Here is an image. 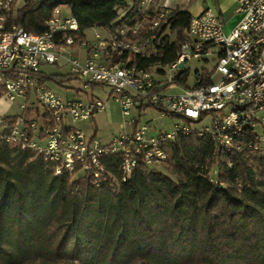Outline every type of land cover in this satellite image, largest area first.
Masks as SVG:
<instances>
[{"label": "trees", "instance_id": "1", "mask_svg": "<svg viewBox=\"0 0 264 264\" xmlns=\"http://www.w3.org/2000/svg\"><path fill=\"white\" fill-rule=\"evenodd\" d=\"M141 2L23 0L6 30L42 35L53 12L66 7L77 24L65 33L74 47L91 29L117 34L121 52L109 54L110 64L162 74L187 40L192 15L168 10L166 23L152 27L160 8L142 10ZM188 76L183 71L174 81L185 85ZM75 80L41 74L42 83L57 87ZM146 109L160 110L148 103L139 114ZM28 115L55 125L48 112ZM0 118V264H264V154L248 146L222 153L210 134L192 131L168 143L165 162L151 168L139 162L125 180L119 157L101 156L95 178L79 164L69 172L6 142L21 116ZM236 138L247 145L255 134L245 127Z\"/></svg>", "mask_w": 264, "mask_h": 264}, {"label": "built area", "instance_id": "2", "mask_svg": "<svg viewBox=\"0 0 264 264\" xmlns=\"http://www.w3.org/2000/svg\"><path fill=\"white\" fill-rule=\"evenodd\" d=\"M152 2L142 0L141 9H147ZM235 3L238 21L229 30L224 18L209 6L192 16L187 40L180 45L176 60L159 68L163 73L155 78L149 71L108 62L111 52H121L117 34L105 33L104 42L95 33L93 42L85 40L74 47L73 39L65 33L77 31V24L71 16H63L60 8L53 12L47 22L48 30L42 35L16 27L7 31V18L17 11L16 0H0V88L4 90L0 100H20L22 110L21 119L10 130L6 142L42 153L45 159L69 172L79 164L81 173L92 170L95 178L102 170L99 158L117 155L122 180L131 175L139 162L150 168L165 162L168 143L192 131L199 136L210 134L222 153L240 152L248 146L264 154V0ZM167 14L168 10L160 8L152 27L165 24ZM136 31L137 28L133 30ZM127 32L123 29L119 35ZM191 60L212 66L210 70L204 67L196 71L191 85L187 81L185 85L176 83L178 74L189 71L185 65ZM48 67L67 69L65 74L82 83L90 94L79 93L85 95L83 100L73 93L68 97L59 89L69 92L70 86L54 89L48 82L42 83L41 74L47 75L44 69ZM93 84L97 86L92 88ZM106 88L107 99L96 95L95 90L105 95ZM170 89H178V93H169ZM112 96L125 117H130L133 106L153 103L160 110L151 109L157 114L151 123H136L131 133L119 134L106 143L82 134L75 123L88 121L103 111ZM31 102L37 105L32 111L37 110L39 115L49 113L53 127L29 119L26 105ZM164 117L172 119L168 130L153 124ZM207 119V125L201 127ZM245 127L255 134V141L247 145L236 138Z\"/></svg>", "mask_w": 264, "mask_h": 264}, {"label": "rangeland", "instance_id": "3", "mask_svg": "<svg viewBox=\"0 0 264 264\" xmlns=\"http://www.w3.org/2000/svg\"><path fill=\"white\" fill-rule=\"evenodd\" d=\"M231 5H236L235 0H223L220 3H217L216 0H209V2L204 3V1L202 2L201 0H197V4L193 3L194 9H198L200 6L202 7V9L206 8V7H211L215 12L219 13L220 12H224L229 6ZM61 10V8H60ZM61 14L63 16H65V10H61ZM118 15L121 17L123 15V12L119 11ZM224 20L226 21L225 17L220 14ZM227 22V21H226ZM227 24V23H226ZM229 26V24H228ZM98 33L100 35V39L102 41H106V35L105 32L99 29H96L94 34ZM89 35L86 36V41H88L89 43L94 41V34L93 31H90L88 33ZM91 34H93V36H91ZM99 42V41H98ZM212 65L206 67V65L204 63L195 61V60H191L189 61L185 67L189 69V76H188V84L191 85L192 83H194V73L196 71H200L202 68L206 67L208 70H210ZM207 70V71H208ZM47 74H60V75H64L67 72V69H63V68H57V67H48L45 69ZM157 68H153L151 69L149 72L151 74H153V77L156 78V75L158 74L157 72ZM217 79V76L214 77V80ZM48 86L51 88L56 89V85L49 83L48 82ZM68 87V86H67ZM71 91L69 92H64L63 89H59V91H61L62 93L66 94V96L71 97L72 93L76 94V96L79 99H84L85 95L79 94V93H84V94H90V91H86L83 89V85L80 82H74L70 85ZM104 94L106 99L108 98L109 95V89H104ZM169 93H173L176 94L178 93V89H170V91H168ZM20 100H16L13 102H8L4 99L0 100V114H6L8 116H14V115H19L21 116V112L22 110L20 109ZM32 104H27V110H32V108H36L37 105L33 102H31ZM157 114H155L151 109H146L144 111H142L140 114L138 112V107L137 106H133V109L131 110V115L130 117H125L122 115L121 110H120V106L118 103H116L115 101V96H112L108 99V102L105 105V108L103 111L99 112L96 117L94 118V122H92L91 119H89L88 121H78L77 123H75V127L85 136H89L91 134H93L94 128L96 126L97 129V135L95 137H97L99 139V141L106 143L108 141H110L113 137L119 135V134H128L131 133L133 128H134V123L136 121V119H138V122H150L152 120V118H154ZM29 119L30 116H28ZM152 122V121H151ZM150 122V123H151ZM208 123V119L205 120L200 126L204 127L206 126ZM154 126L156 127H161L164 130H168L171 128L172 126V119H168L166 117L162 118L160 121H154L153 122ZM95 125V126H94ZM162 170V169H161Z\"/></svg>", "mask_w": 264, "mask_h": 264}, {"label": "crops", "instance_id": "4", "mask_svg": "<svg viewBox=\"0 0 264 264\" xmlns=\"http://www.w3.org/2000/svg\"><path fill=\"white\" fill-rule=\"evenodd\" d=\"M201 1L202 2L204 1V3H206V5L209 2V0H201ZM216 1H217V3H220L223 0H216ZM152 3L156 7L165 8L166 10H173V9L177 8L179 10L186 11V12L190 13L192 16H196L203 11L201 6L198 9L193 10L195 7V6H193V3L197 4V0H153ZM22 6H23V0H16L17 9H20ZM61 10H65V16L66 17L70 16L69 10L66 7H61ZM220 14H222L227 21L226 22L227 23L226 24L227 30L231 29L238 21V16L235 14V6L234 5L229 6L223 13L220 12ZM228 24H229V26H228ZM95 30L96 29H91V30L87 31L85 33V35L88 36L89 35L88 33L90 31H93V34H94ZM93 34H91V36H93ZM95 92H96V95L98 97H100L102 99L105 98V95H101L100 93H98L97 90H95ZM96 115L94 116V118L96 117ZM3 116H8V115L0 114V117H3Z\"/></svg>", "mask_w": 264, "mask_h": 264}, {"label": "water", "instance_id": "5", "mask_svg": "<svg viewBox=\"0 0 264 264\" xmlns=\"http://www.w3.org/2000/svg\"><path fill=\"white\" fill-rule=\"evenodd\" d=\"M182 66H183L182 64L179 65L180 68H181Z\"/></svg>", "mask_w": 264, "mask_h": 264}]
</instances>
